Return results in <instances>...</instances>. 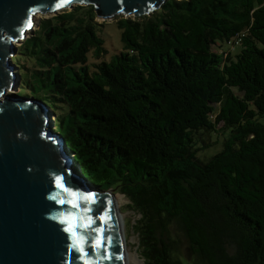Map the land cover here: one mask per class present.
Returning <instances> with one entry per match:
<instances>
[{
	"label": "trees",
	"instance_id": "obj_1",
	"mask_svg": "<svg viewBox=\"0 0 264 264\" xmlns=\"http://www.w3.org/2000/svg\"><path fill=\"white\" fill-rule=\"evenodd\" d=\"M124 16L104 60L93 5L41 15L11 56L16 94L51 110L91 185L125 195L144 264H264V0ZM216 129L222 146L207 154Z\"/></svg>",
	"mask_w": 264,
	"mask_h": 264
},
{
	"label": "water",
	"instance_id": "obj_2",
	"mask_svg": "<svg viewBox=\"0 0 264 264\" xmlns=\"http://www.w3.org/2000/svg\"><path fill=\"white\" fill-rule=\"evenodd\" d=\"M166 1L0 0V264H126L114 191L86 180L40 99L2 98L15 82L13 43L27 37L36 14L84 4L109 20L148 15Z\"/></svg>",
	"mask_w": 264,
	"mask_h": 264
},
{
	"label": "rangeland",
	"instance_id": "obj_3",
	"mask_svg": "<svg viewBox=\"0 0 264 264\" xmlns=\"http://www.w3.org/2000/svg\"><path fill=\"white\" fill-rule=\"evenodd\" d=\"M48 15H53V14H48ZM40 17H41V14L35 16V24L32 27L31 31L26 33L27 37L30 36L31 32L38 27L37 22L40 20ZM126 17H134V16L130 15V16H126ZM120 18H121V15H116L114 18L109 19V20H103V19H100L97 17L98 22H105V25L100 26L97 29V33L99 34L100 38H102V40L106 46V49L108 51L106 58L104 56V60L108 59L112 53L117 52V50L119 51V49L122 45L121 30L117 27V25H115V22ZM22 43H23V41L18 42V44L15 46L13 54L17 53V51L21 47ZM226 47L227 46L224 45V48H226ZM230 51L233 54H235L239 51V48H237L235 46L233 48L230 47ZM92 61H93V59H92ZM27 64L30 65L29 62ZM13 72L16 75V80H15V83L10 87L15 88L16 87L15 84L20 83L19 68L17 66H14ZM10 87L8 89H6V91L3 93L4 96L6 94L15 95L16 91H18L16 88H15L16 91L15 90L11 91ZM47 109H49V108L47 107ZM50 114H51L50 120H51V122H53V113H51V110H50ZM51 124L53 126V123H51ZM222 126H223V124L221 123L218 127H222ZM220 134H222V131L216 129V130H212V134L210 135V137L204 136L205 138L203 139V141H205V142H209L210 141L209 138H211V140H217L216 146H212L211 148L206 150L207 154H212L221 148V146H222L221 144L223 143L224 135H220ZM114 193L119 194V195H123V199L120 202V217L121 216L123 217L121 219H123L122 223H123L127 248L131 252L136 251L144 263V258L142 256L143 249L140 250L139 234L135 231V229H133V226H132V224L135 223V221L139 218V214H137L134 210H131L128 207V200L126 199L124 194H121L120 192H116V191H114ZM171 230H172V233L174 236L178 235L177 239H178V243H180V252L182 251L181 253L183 256H188L190 254V250L188 248L189 243H188L186 236L183 235L181 232L179 233V230L174 226L171 227Z\"/></svg>",
	"mask_w": 264,
	"mask_h": 264
},
{
	"label": "bare ground",
	"instance_id": "obj_4",
	"mask_svg": "<svg viewBox=\"0 0 264 264\" xmlns=\"http://www.w3.org/2000/svg\"><path fill=\"white\" fill-rule=\"evenodd\" d=\"M36 15H39V14H36ZM41 15H46V14H41ZM19 41L20 40H18V42ZM18 42H14L13 45L16 46L18 44ZM11 75H13L14 79L16 80V75H15V73L13 71L11 72ZM15 86H16L15 88L18 90L19 89V84H15ZM15 88L14 87H10L11 91H13V90L16 91ZM16 92H18V91H16ZM3 96H4V94L2 95V97ZM122 199H123V195H119V194H115L114 193L113 200L116 203L117 209H119V211H120V202H121ZM121 218H123V217L121 216ZM121 220H123V219H121ZM125 245H126V242H125ZM125 260H126V264H144L143 260L139 257L138 253L136 251H134V252L129 251L128 248H127V245H126Z\"/></svg>",
	"mask_w": 264,
	"mask_h": 264
},
{
	"label": "built area",
	"instance_id": "obj_5",
	"mask_svg": "<svg viewBox=\"0 0 264 264\" xmlns=\"http://www.w3.org/2000/svg\"><path fill=\"white\" fill-rule=\"evenodd\" d=\"M243 36H244L243 32H241L238 35H236L231 41L232 46H235L236 44H238L241 41V39L243 38Z\"/></svg>",
	"mask_w": 264,
	"mask_h": 264
},
{
	"label": "snow or ice",
	"instance_id": "obj_6",
	"mask_svg": "<svg viewBox=\"0 0 264 264\" xmlns=\"http://www.w3.org/2000/svg\"><path fill=\"white\" fill-rule=\"evenodd\" d=\"M67 2H70V0H67ZM101 231H102V230H101ZM103 242H104V239H103V237H101V244L98 245V246H102Z\"/></svg>",
	"mask_w": 264,
	"mask_h": 264
}]
</instances>
